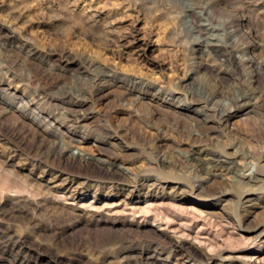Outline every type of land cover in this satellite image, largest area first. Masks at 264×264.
Returning a JSON list of instances; mask_svg holds the SVG:
<instances>
[{
  "label": "rangeland",
  "instance_id": "obj_1",
  "mask_svg": "<svg viewBox=\"0 0 264 264\" xmlns=\"http://www.w3.org/2000/svg\"><path fill=\"white\" fill-rule=\"evenodd\" d=\"M189 6L242 27L252 62L189 48ZM0 33L20 45L0 47V241L19 250L0 242V264H264V0H0ZM85 56L114 79L80 91ZM242 89L253 113L233 111ZM214 151L262 178L243 191L187 160Z\"/></svg>",
  "mask_w": 264,
  "mask_h": 264
},
{
  "label": "bare ground",
  "instance_id": "obj_2",
  "mask_svg": "<svg viewBox=\"0 0 264 264\" xmlns=\"http://www.w3.org/2000/svg\"><path fill=\"white\" fill-rule=\"evenodd\" d=\"M211 11L212 10H210V12ZM198 12H200V9H199V11H195L192 6H189L187 8L188 14H186V15H189V17L188 18L184 17L183 23L185 22L186 23L185 25H187L185 33H187V36L189 37V42H190L189 48L196 50V49H200V48L203 49V47H206L207 50H209V51L213 52L215 55L221 57L223 59V61L224 60H231L233 63V66H235V68L238 66L241 67V65H243V62L245 63V60H246V62L248 61V63L252 62V60L254 58L251 59V57L249 56L250 54L247 55L248 51H249L248 43L245 44L243 41L240 40V38H235L236 36H239V37L243 36L242 34H243L244 30L242 27L238 28L237 25L234 26V24H232L233 20H230L229 18L219 19V18H216L213 16L212 17L208 16V15L202 18ZM235 21H238V20H235ZM236 24H238V23H236ZM11 37L12 36H10L8 34L0 33V47L6 48V49H14L15 46L20 47V45H15V44H13L12 47L4 45V43L6 42L7 39H10V41H13ZM35 51L36 50L34 48H32V45L27 46L26 53L29 52V54L31 53V55L36 56L37 54ZM236 52H240L239 55L241 54V56L238 55L240 58L235 57V55H237ZM79 62H80L79 65H80L82 70H81V72H78L79 73L78 75L76 74L75 79H77L76 82L78 83V86H76V87H78L80 91H84L87 88L92 87L104 75L109 76V77H107V79H111V81L114 79V73H108L109 71L107 72L106 70H104V68H102L96 62V60L92 59L91 57H88V56L82 57ZM250 66H252V65H250ZM247 67H248V65H247ZM256 69H257V67H256ZM85 71H88V73H89V74L85 73L86 75H88L86 77L83 76V75H85L84 74ZM250 72H251V69H250ZM81 73H83V74H81ZM243 74H244V72H243ZM217 79L220 80L221 78L217 77ZM61 85H57V86H58L61 94L63 95V99H68V102L71 101V100H69L71 93H72L71 90L69 88L68 89L63 88L64 86L61 87ZM76 87H74L73 90L77 89ZM205 88H207V87L205 86ZM244 88H246V87H244ZM221 91H223L221 87L220 88L218 87L217 90L215 89L214 92L212 90L211 91L205 90L202 94H200V98L208 100L209 97H211L213 95H217L216 92H221ZM256 93H254V91H252L251 89L250 90L242 89L241 92H239V93H235L232 90V91H229L228 93H226V95L228 96L232 106H234V109H233L234 112H238L240 109L245 108L244 112L248 114V113H253L255 110L257 101L252 100V99L254 97H256ZM230 114H231L230 111H228V109L224 108V109H221L219 111L206 112L203 117L200 116L198 118H200L201 120H205V119H207V116L214 115V116H217L219 119H225L226 120ZM81 115H82L81 111H73L70 113V119L77 121V120H79V117ZM63 148L64 147H62V148L55 147L53 149V151L54 150L56 152L59 151V153L64 154L65 156H68L69 153L67 154V153L63 152L64 151ZM71 159L74 160L73 158H71ZM158 159L160 160L159 162H162V163L168 162L164 155L158 156ZM75 160L80 161V159L78 157H75ZM187 160L191 165H193L198 170H205V169L211 168V167H219V168L226 169L234 177V179H233L234 184L239 186L240 188H242L243 191H247V189H249L256 182H258L260 180V178H262L261 175H258V173L262 174L264 172V170L262 168H259V170L257 171L258 172L257 174L244 175L240 171L242 168L241 167L242 164L238 160L231 158L227 155L224 156V155H222L218 152H215V151L212 152L211 155L206 159L197 155V154L191 153L187 157ZM84 162H86V160H84ZM201 184H202V187L206 193H207V191L211 192V193H209L210 195L214 194V193H216L215 195H217V193H221V192H224L227 190V187H226L227 182L224 179H222L218 176H215L213 173H211L209 179L205 183H201ZM200 214L203 215L202 213H200ZM204 221H205V219H204ZM211 223H212V221H211ZM213 223L212 224L209 223V224L213 225ZM185 224H186V222H185ZM201 230H203V229H201V225L198 224V227L195 231L197 232V231H201ZM196 236L200 237L197 234H196ZM201 237H204V236H201ZM206 238H207V236H206ZM1 239H2L0 241L1 244L7 248V250L14 256V258H16L19 254V252H18L19 250L17 248L14 249L16 247V244L14 242L15 240L10 238L8 235L7 236L3 235L1 237ZM203 241H206V240H203ZM19 260H21V259H19ZM33 263L34 262H32L31 264H33Z\"/></svg>",
  "mask_w": 264,
  "mask_h": 264
}]
</instances>
